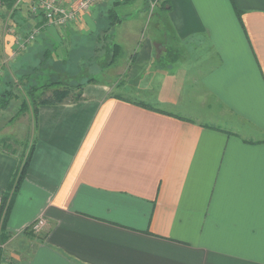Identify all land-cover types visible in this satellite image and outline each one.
<instances>
[{"label": "crops", "instance_id": "0c3cea01", "mask_svg": "<svg viewBox=\"0 0 264 264\" xmlns=\"http://www.w3.org/2000/svg\"><path fill=\"white\" fill-rule=\"evenodd\" d=\"M163 1L153 38L116 42L129 96L38 106L0 264H264V0ZM15 161L0 154V195Z\"/></svg>", "mask_w": 264, "mask_h": 264}, {"label": "rangeland", "instance_id": "374dc122", "mask_svg": "<svg viewBox=\"0 0 264 264\" xmlns=\"http://www.w3.org/2000/svg\"><path fill=\"white\" fill-rule=\"evenodd\" d=\"M16 1L0 0V95L7 88L8 82L15 83V81H19L12 75L16 68L21 67L24 70H28L31 66L37 64L43 50L46 47H51L53 48L52 58H50L45 67L34 73L30 83L42 84L47 79H55L67 85L81 84L83 95L86 93H98L100 87L106 85L108 86L107 91L110 93L114 92L115 94L118 92L124 94V96H129L128 93L122 90V87L126 89H132V87L124 84V80L128 77L126 78L122 71L126 69L127 65L125 58L132 52L131 43L128 46H123L119 58L109 64L108 60L111 52L107 55L95 53L90 47L91 44H94L93 37L90 34L80 32L73 39L70 34L61 36L59 31L61 27H59L60 29L56 27L57 32L53 34L52 25L47 24L45 19L35 16L32 18L36 19L39 17L40 20L33 26H41V31L33 41L19 48L14 39L17 37L23 38L31 31L33 26L28 24H25V26L24 24L21 25L22 20L24 21L30 17L28 14V3L30 0L19 1L15 5ZM161 5H163L162 0H156L152 8L148 0H127L121 2L116 7V10L122 22L115 24L111 28V42L120 40L124 32L131 38V41L134 38L137 40L140 35L153 38L156 29L154 21H160L159 17L162 15ZM59 35L65 38L66 42L63 41L65 44L60 43L62 39L59 38ZM73 36L75 37V35ZM45 40H51V42H45ZM89 78H93V81H89ZM139 78L142 87H144V83L148 82V76L142 73ZM22 85L17 84L15 93L18 97L12 99L11 105L5 110H0V154L3 157L16 160L14 168H17V165L21 162L20 160L23 159L22 153L27 151L35 135L31 111L18 112L20 101L23 99L27 88L26 84L23 83ZM117 86H120V88L117 89ZM44 93L50 94L51 90H46ZM17 155H19L18 159ZM4 212L3 210L0 213V235ZM31 225L28 230L34 235H39L44 228L34 231ZM0 244H2L1 238Z\"/></svg>", "mask_w": 264, "mask_h": 264}, {"label": "trees", "instance_id": "16d2710c", "mask_svg": "<svg viewBox=\"0 0 264 264\" xmlns=\"http://www.w3.org/2000/svg\"><path fill=\"white\" fill-rule=\"evenodd\" d=\"M127 0H120V1H114L108 8L106 9L104 20L100 23V25L97 27V29L89 33L93 37L94 44H91L90 47H92L93 51L95 53H104L107 55L110 53V58L108 60L109 64L113 63L117 57L121 54V49L118 43L112 41L111 42V28L115 25L121 22V17L118 15L116 7L121 3L125 2ZM163 4L165 1L162 2ZM238 16L239 13L237 12ZM80 32L75 31L69 33L71 38L75 39L77 34ZM75 35V37L73 36ZM65 38L60 41V43L65 44ZM45 42H51L46 41ZM51 44V43H50ZM51 46V45H50ZM52 50L51 47H46L42 55L37 62L36 65L31 66L28 70H24L21 67L16 68L13 72V76L19 80L18 82L15 81V83L8 82V86L5 89V91L2 92L0 95V110H5L11 105L12 99L15 97H18L15 93V88L17 87V84L22 85L23 83L26 84L27 88L25 91V95L23 99L20 101L19 111L22 112L25 110H30L32 117H33V123H34V131L37 126V108L40 105L44 104H62V103H75L83 99V88L81 84L76 85H67L62 83L60 80L55 79H47L42 84H37L35 82L30 83V80L34 73L38 71L39 69L46 66L50 58H52ZM16 72V75H15ZM89 81H93V78H89ZM23 86V85H22ZM51 90L50 94H46V90ZM143 106H147L145 103H143ZM36 137L33 136L30 145L28 146L27 151H24L23 159L20 160L19 164L17 165V168L15 170L14 176L12 178V181L8 185L6 191L0 195L1 197V205H0V213L4 212V217L7 214V211L10 207L11 200L13 197V194L15 193L16 189L18 188V185L22 179L23 173L25 171V168L27 166L28 160L30 158L32 149L35 145ZM3 241V238H1Z\"/></svg>", "mask_w": 264, "mask_h": 264}, {"label": "built area", "instance_id": "2783aa9c", "mask_svg": "<svg viewBox=\"0 0 264 264\" xmlns=\"http://www.w3.org/2000/svg\"><path fill=\"white\" fill-rule=\"evenodd\" d=\"M17 0L14 4L16 5ZM100 0H30L28 3V14L30 17L39 16L47 22V24L54 27L66 26L76 21L80 13H87L92 6ZM156 0H150V7H154ZM41 26H33L31 31L23 38L17 37L14 39L19 48L24 47L25 44L33 41L41 31ZM1 205V197H0ZM46 221L44 217H39L32 223L31 228L34 231H39L44 227ZM1 246V244H0Z\"/></svg>", "mask_w": 264, "mask_h": 264}]
</instances>
